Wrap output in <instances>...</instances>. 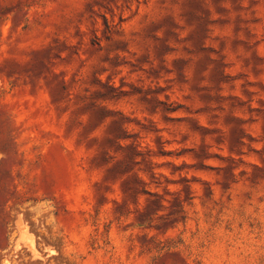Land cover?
Segmentation results:
<instances>
[{
	"label": "rangeland",
	"instance_id": "1",
	"mask_svg": "<svg viewBox=\"0 0 264 264\" xmlns=\"http://www.w3.org/2000/svg\"><path fill=\"white\" fill-rule=\"evenodd\" d=\"M0 264H264V0H0Z\"/></svg>",
	"mask_w": 264,
	"mask_h": 264
}]
</instances>
